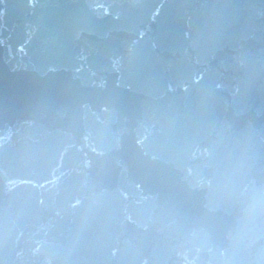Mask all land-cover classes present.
<instances>
[{"label":"water","instance_id":"obj_1","mask_svg":"<svg viewBox=\"0 0 264 264\" xmlns=\"http://www.w3.org/2000/svg\"><path fill=\"white\" fill-rule=\"evenodd\" d=\"M0 264H264V0H0Z\"/></svg>","mask_w":264,"mask_h":264}]
</instances>
